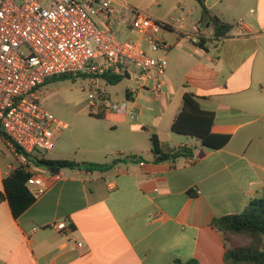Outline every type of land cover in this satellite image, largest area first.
Wrapping results in <instances>:
<instances>
[{
    "label": "crops",
    "instance_id": "1",
    "mask_svg": "<svg viewBox=\"0 0 264 264\" xmlns=\"http://www.w3.org/2000/svg\"><path fill=\"white\" fill-rule=\"evenodd\" d=\"M143 1L142 11L166 25L169 49L148 48L168 61L161 93L129 79L121 100L134 99L136 120L104 118L112 132L85 149L60 144V131L51 151L32 155L116 163L108 171L31 168L33 189L44 192L19 217L0 203V264H225L212 222L264 200V0ZM217 20L230 25L224 37L215 35ZM240 20L246 33L234 28ZM187 92L215 115L213 132L231 136L226 147L173 132ZM153 135L164 153L192 152L158 161ZM21 165L0 135V191ZM62 222L67 231L57 229Z\"/></svg>",
    "mask_w": 264,
    "mask_h": 264
},
{
    "label": "built area",
    "instance_id": "2",
    "mask_svg": "<svg viewBox=\"0 0 264 264\" xmlns=\"http://www.w3.org/2000/svg\"><path fill=\"white\" fill-rule=\"evenodd\" d=\"M165 26L126 0H0V135L22 165L33 168L30 156L51 151L67 127L43 104V88L53 78L86 79L90 114L136 120L134 99H114L105 76L160 94L168 61L148 48L169 49L160 37ZM234 28L247 32L244 20ZM124 32L140 39H124ZM36 184L32 176L27 186L34 195L43 193L33 189ZM56 227L68 230L65 222Z\"/></svg>",
    "mask_w": 264,
    "mask_h": 264
},
{
    "label": "trees",
    "instance_id": "3",
    "mask_svg": "<svg viewBox=\"0 0 264 264\" xmlns=\"http://www.w3.org/2000/svg\"><path fill=\"white\" fill-rule=\"evenodd\" d=\"M216 37H224L230 30V25L215 22ZM69 79L70 76H62ZM108 83L117 85L122 77L105 76ZM49 83V82H47ZM102 119L107 117H100ZM215 115L202 110L199 98L187 92L183 98V106L173 126V132L195 138L202 146L210 149H222L231 140L230 135L215 134L213 126ZM152 151L158 161L176 159L192 151L180 148L171 153L160 149L157 136L151 138ZM35 167L85 169L87 171H108L113 164L91 162H75L71 160H51L38 156H30ZM27 166L21 165L4 180V191H0V203L7 200L15 217L21 216L36 201V196L29 190L27 183L32 177ZM212 227L222 232L226 242L225 264H264V200L256 199L240 214L215 219ZM177 264H199L196 260L178 262Z\"/></svg>",
    "mask_w": 264,
    "mask_h": 264
},
{
    "label": "rangeland",
    "instance_id": "4",
    "mask_svg": "<svg viewBox=\"0 0 264 264\" xmlns=\"http://www.w3.org/2000/svg\"><path fill=\"white\" fill-rule=\"evenodd\" d=\"M131 6L146 10L147 4L143 0H126ZM117 10L120 6L117 5ZM96 23L100 20L94 17ZM123 38L139 40L140 36L135 32H124ZM56 77L43 88V104L59 120L67 124L62 129L60 144H72L77 150L90 148L92 144H97L101 139L108 138L110 125L104 119L89 113L88 92L89 84L86 79L73 78L62 79ZM128 78L117 85H106L109 93L114 99L124 98L125 90L132 86ZM49 156V155H48ZM82 158V157H81Z\"/></svg>",
    "mask_w": 264,
    "mask_h": 264
}]
</instances>
